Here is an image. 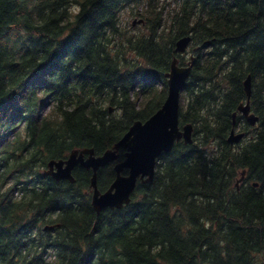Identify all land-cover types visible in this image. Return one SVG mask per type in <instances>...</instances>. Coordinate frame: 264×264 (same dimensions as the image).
I'll return each mask as SVG.
<instances>
[{
  "label": "trees",
  "instance_id": "obj_1",
  "mask_svg": "<svg viewBox=\"0 0 264 264\" xmlns=\"http://www.w3.org/2000/svg\"><path fill=\"white\" fill-rule=\"evenodd\" d=\"M129 9L140 29L121 24ZM173 58L192 59V142L161 152L127 204L96 213L80 166L74 182L44 174L153 114ZM248 75L253 126L237 111ZM0 264H264V0H0Z\"/></svg>",
  "mask_w": 264,
  "mask_h": 264
},
{
  "label": "water",
  "instance_id": "obj_2",
  "mask_svg": "<svg viewBox=\"0 0 264 264\" xmlns=\"http://www.w3.org/2000/svg\"><path fill=\"white\" fill-rule=\"evenodd\" d=\"M138 22L142 20L139 19ZM189 42V35L179 38L175 43V51L184 52ZM191 61L185 66H179L177 59H172L170 70L166 73L167 93L161 106L144 121H134L112 148L99 155H95L92 148L73 149L64 159L49 160L44 174L55 180L67 179L74 182L72 170L79 165L86 170H91V205L96 213L103 208H120L127 204L137 181L146 183L152 179L155 163L161 152L169 151L175 141L192 142V124L188 122L180 127L178 120L179 94L189 75ZM243 86L247 99L245 103L238 105L237 111L244 116L249 125L253 126L258 118L250 112L249 108L251 90L249 75L246 76ZM234 119L235 112L232 114V125H234ZM242 137L243 132H236L232 128L227 140L233 144L238 143ZM119 148L124 149V157L113 166L115 178L106 190L100 191L96 183L97 170L114 161L118 157ZM124 169H127L125 174L122 173ZM254 185H257V182ZM52 227L53 225H46L44 228Z\"/></svg>",
  "mask_w": 264,
  "mask_h": 264
},
{
  "label": "rangeland",
  "instance_id": "obj_3",
  "mask_svg": "<svg viewBox=\"0 0 264 264\" xmlns=\"http://www.w3.org/2000/svg\"><path fill=\"white\" fill-rule=\"evenodd\" d=\"M131 10L129 9V10H126V11H124L123 13H122V15H121V24L124 26V25H126L127 23H132L134 20H137L138 18H140V17H138V16H133L132 15V13L130 12ZM133 25H135L136 26V29H140L141 28V25H143V22H135ZM48 110V108L46 107L45 108V111H47Z\"/></svg>",
  "mask_w": 264,
  "mask_h": 264
}]
</instances>
